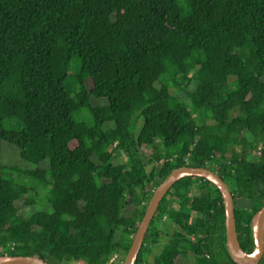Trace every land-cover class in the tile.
Returning <instances> with one entry per match:
<instances>
[{
    "label": "trees",
    "instance_id": "obj_1",
    "mask_svg": "<svg viewBox=\"0 0 264 264\" xmlns=\"http://www.w3.org/2000/svg\"><path fill=\"white\" fill-rule=\"evenodd\" d=\"M184 1L185 16L177 0H0V173L27 176L44 192L37 201L0 177V257H125L153 191L183 166L221 178L239 244L255 250L264 0ZM197 110L207 115L202 123ZM6 148L18 160L2 157ZM163 217L175 231L149 262ZM224 222L216 186L182 178L161 200L134 264H180L189 253L192 264H236Z\"/></svg>",
    "mask_w": 264,
    "mask_h": 264
},
{
    "label": "water",
    "instance_id": "obj_2",
    "mask_svg": "<svg viewBox=\"0 0 264 264\" xmlns=\"http://www.w3.org/2000/svg\"><path fill=\"white\" fill-rule=\"evenodd\" d=\"M186 177H201L213 183L219 190L225 213V246L230 258L236 264H258L264 254V206L259 209L252 217L251 229L255 241V250L248 254L241 248L235 226L234 204L232 195L227 185L221 178L206 168L183 166L174 169L170 174L157 186L146 206L144 215L132 238L130 248L125 256L123 264H134L138 253L143 245L150 222L152 221L157 208L169 191V189L178 180ZM0 264H48L43 259L35 256H2Z\"/></svg>",
    "mask_w": 264,
    "mask_h": 264
},
{
    "label": "rangeland",
    "instance_id": "obj_3",
    "mask_svg": "<svg viewBox=\"0 0 264 264\" xmlns=\"http://www.w3.org/2000/svg\"><path fill=\"white\" fill-rule=\"evenodd\" d=\"M177 3H178V6L181 8L182 16H185V14L187 13V7H186L185 1L184 0H177ZM237 54L239 55V58L242 61H244L248 57V50L246 48L244 50H239V51H237ZM72 67L73 68H72L71 72H76L77 68H76L75 64H72ZM171 92H173V90H171ZM182 101L185 102L186 99H182ZM185 103L189 106V109H192L190 106V102L188 100ZM194 116H195L196 122H198V123H202L207 118L206 113L203 112L202 110L201 111L197 110V112H195ZM207 124H212V122L207 120ZM141 125H142V120L138 119L136 122V131H138V129L141 127ZM4 126L6 128H13L16 130L19 129V127L16 126V123L14 121L5 122ZM6 151H7V148H6ZM7 152L10 155H8ZM7 152L4 153L2 157L5 156L6 158L18 160V153L16 151L11 149ZM140 153L143 156L148 155V152L145 149H141ZM124 159L125 158L122 157V158H120V161H122ZM148 169H150V166L148 167ZM2 173L3 172L0 173V177H3L4 179H10L13 181V183H16V185H20V186L22 185L25 188H28L29 190H28L27 196H29V197L32 196L37 201H39V200L43 201L42 197L44 196V192L39 188L42 186H38V189L40 190V193L38 195L36 192V189L34 188L35 186H37L35 184L34 180L32 181V179L28 178L27 176L16 174L12 171L9 173H3V174ZM17 205H18V207L21 206L22 202H19ZM22 207L23 206H21V208ZM159 225H160V227H159L158 235H159L160 240H159V243H157V245H154L150 248L151 250L146 256V258L149 262L153 261V258L159 253V251L163 247V245H165L169 241L173 232L175 231V227L173 226L171 220H169L166 217L162 218V221ZM124 259H125V257L123 255L119 254L118 255V261L116 264H121V261L123 264ZM178 262L180 264H192V263H194L193 255L191 253H189L188 258H186V259L180 258ZM66 264H75V263H66Z\"/></svg>",
    "mask_w": 264,
    "mask_h": 264
},
{
    "label": "built area",
    "instance_id": "obj_4",
    "mask_svg": "<svg viewBox=\"0 0 264 264\" xmlns=\"http://www.w3.org/2000/svg\"><path fill=\"white\" fill-rule=\"evenodd\" d=\"M261 152H262V149H261V148H257V150H256V154H257L258 156H260ZM10 247H11V250H12V249L14 248V244H12ZM118 255H119V254H114V255L109 259L108 264H116L117 261H118ZM121 264H122V261H121Z\"/></svg>",
    "mask_w": 264,
    "mask_h": 264
}]
</instances>
